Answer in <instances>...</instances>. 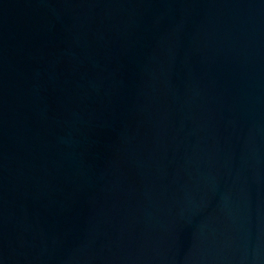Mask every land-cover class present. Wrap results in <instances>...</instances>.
<instances>
[{
  "label": "water",
  "instance_id": "obj_1",
  "mask_svg": "<svg viewBox=\"0 0 264 264\" xmlns=\"http://www.w3.org/2000/svg\"><path fill=\"white\" fill-rule=\"evenodd\" d=\"M0 264H264V0H0Z\"/></svg>",
  "mask_w": 264,
  "mask_h": 264
}]
</instances>
